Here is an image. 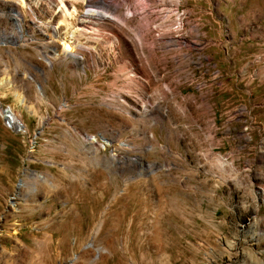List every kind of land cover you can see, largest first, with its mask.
<instances>
[{
	"label": "rangeland",
	"instance_id": "obj_1",
	"mask_svg": "<svg viewBox=\"0 0 264 264\" xmlns=\"http://www.w3.org/2000/svg\"><path fill=\"white\" fill-rule=\"evenodd\" d=\"M0 264H264V0H0Z\"/></svg>",
	"mask_w": 264,
	"mask_h": 264
},
{
	"label": "bare ground",
	"instance_id": "obj_2",
	"mask_svg": "<svg viewBox=\"0 0 264 264\" xmlns=\"http://www.w3.org/2000/svg\"><path fill=\"white\" fill-rule=\"evenodd\" d=\"M88 4L89 6H95L96 4H98L97 2H88L86 3ZM102 5V3H101ZM74 12V8H72V10L69 12H66L65 14H63V20H62V23L65 25V26H68V23H66V16L67 17H71V15L73 14ZM84 19L88 20V22L90 23L91 21L95 22V21H108V22H111L114 20V18L108 16V15H98V14H89V15H84L83 16ZM86 23V22H85ZM84 22H80L81 24V27H85V24ZM63 43V42H62ZM62 52L63 53H67V52H71V47L69 44H66V43H63L62 44ZM82 58H78L77 60H80ZM12 121H13V124H14V127H18V123L16 122V120L11 117ZM87 141L91 144H93L95 141L93 140V138H88Z\"/></svg>",
	"mask_w": 264,
	"mask_h": 264
},
{
	"label": "built area",
	"instance_id": "obj_3",
	"mask_svg": "<svg viewBox=\"0 0 264 264\" xmlns=\"http://www.w3.org/2000/svg\"><path fill=\"white\" fill-rule=\"evenodd\" d=\"M4 113H5L4 114V120H5L6 124H9V125L14 126L13 121H12L10 115L6 114L5 111H4Z\"/></svg>",
	"mask_w": 264,
	"mask_h": 264
}]
</instances>
